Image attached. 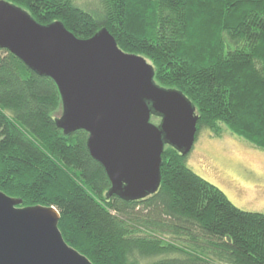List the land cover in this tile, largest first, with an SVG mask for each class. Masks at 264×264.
Here are the masks:
<instances>
[{
    "label": "trees",
    "instance_id": "obj_1",
    "mask_svg": "<svg viewBox=\"0 0 264 264\" xmlns=\"http://www.w3.org/2000/svg\"><path fill=\"white\" fill-rule=\"evenodd\" d=\"M6 1L80 39L106 28L150 62L156 84L188 97L197 129L221 123L264 148V0ZM60 113L54 82L0 50V191L54 207L64 241L92 264H264V213L237 208L188 154L164 147L154 194L107 197L88 134L64 135Z\"/></svg>",
    "mask_w": 264,
    "mask_h": 264
},
{
    "label": "water",
    "instance_id": "obj_2",
    "mask_svg": "<svg viewBox=\"0 0 264 264\" xmlns=\"http://www.w3.org/2000/svg\"><path fill=\"white\" fill-rule=\"evenodd\" d=\"M0 50L54 82L61 101L55 125L64 135L88 134L86 148L110 183L107 197L136 201L154 194L164 147L182 156L191 151L198 121L193 103L156 84L153 66L122 51L106 28L80 39L61 21L41 24L0 0ZM20 204L0 191V264H92L64 241L54 207Z\"/></svg>",
    "mask_w": 264,
    "mask_h": 264
},
{
    "label": "rangeland",
    "instance_id": "obj_3",
    "mask_svg": "<svg viewBox=\"0 0 264 264\" xmlns=\"http://www.w3.org/2000/svg\"><path fill=\"white\" fill-rule=\"evenodd\" d=\"M150 121L157 125L160 119ZM187 165L222 190L237 208L264 213L263 147L235 136L221 123L211 124L197 129Z\"/></svg>",
    "mask_w": 264,
    "mask_h": 264
}]
</instances>
